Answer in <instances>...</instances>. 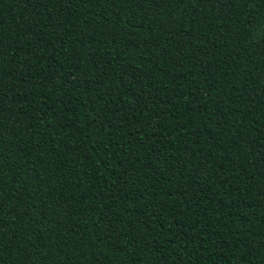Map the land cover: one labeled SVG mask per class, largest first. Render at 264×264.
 Here are the masks:
<instances>
[{"label": "trees", "instance_id": "obj_1", "mask_svg": "<svg viewBox=\"0 0 264 264\" xmlns=\"http://www.w3.org/2000/svg\"><path fill=\"white\" fill-rule=\"evenodd\" d=\"M0 264H264V0H0Z\"/></svg>", "mask_w": 264, "mask_h": 264}]
</instances>
